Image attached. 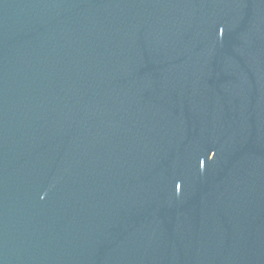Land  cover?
<instances>
[{
  "label": "water",
  "instance_id": "obj_1",
  "mask_svg": "<svg viewBox=\"0 0 264 264\" xmlns=\"http://www.w3.org/2000/svg\"><path fill=\"white\" fill-rule=\"evenodd\" d=\"M0 264H264V0H0Z\"/></svg>",
  "mask_w": 264,
  "mask_h": 264
}]
</instances>
